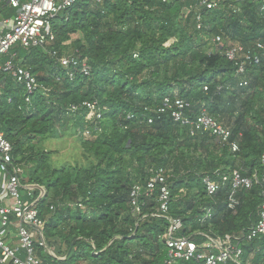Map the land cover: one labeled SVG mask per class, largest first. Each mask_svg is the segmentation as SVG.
<instances>
[{"label":"trees","instance_id":"obj_1","mask_svg":"<svg viewBox=\"0 0 264 264\" xmlns=\"http://www.w3.org/2000/svg\"><path fill=\"white\" fill-rule=\"evenodd\" d=\"M203 1L79 0L52 21L53 45L13 49L44 88L27 104L24 86L0 75V131L13 146L23 183L46 191L36 208L54 256L36 244L41 264H163L168 222L152 217L158 192L141 200L140 216L130 205L133 187L160 170L171 189L169 213L183 223L180 235L199 246L205 236L238 238L258 223L259 183L239 190V203L230 209V181L210 197L204 179L234 170L253 178L262 171L264 55L256 44L264 46V0H220L213 10ZM230 44L260 53V64L237 75L224 55ZM49 51L86 59L90 74L63 69ZM241 79L248 86L240 87ZM166 97L189 103L190 121L206 111L231 137L225 142L152 112ZM85 102L98 103L100 121L85 109L70 111ZM67 137L79 142L84 161L57 166L46 142ZM234 142L238 153L232 152ZM39 194L37 189L25 201ZM242 249L243 264H264V237Z\"/></svg>","mask_w":264,"mask_h":264},{"label":"built area","instance_id":"obj_2","mask_svg":"<svg viewBox=\"0 0 264 264\" xmlns=\"http://www.w3.org/2000/svg\"><path fill=\"white\" fill-rule=\"evenodd\" d=\"M79 0H0V75H10L12 79L24 86L25 102L32 103V98L43 86L38 82L29 68L23 66V60L18 58L13 49L21 47L32 49L37 47L48 48L56 41L52 21L57 16L72 8ZM96 4L105 0H91ZM164 3L169 0H162ZM238 1V0H230ZM202 6L209 10L217 9L220 0H204ZM10 12V13H9ZM200 20V18H198ZM201 28V24L198 26ZM216 45L222 42L221 36L213 39ZM256 50L262 51L264 46L256 44ZM53 59H56L65 70H77L88 76L90 67L86 59L71 55L58 58L56 51H49ZM224 55L237 67V75L244 76L247 67L251 64H260V53L252 49H246L240 44H230ZM9 57L6 59L5 57ZM74 73L70 74L71 79ZM240 87L248 86L246 79H241ZM208 88H205L207 91ZM1 95V92H0ZM190 104L175 97H166L162 106L152 112L158 115L169 114L177 123L191 125L197 133H209L215 137L227 141L231 137V131L223 124L217 122L206 111H203L195 121H190L186 111ZM80 109L89 111L95 122L102 119L103 113L96 102H85L80 106H71L70 111L75 113ZM153 120L150 118L149 124ZM86 131L84 136H90ZM91 138V137H90ZM233 153L240 151L237 142L231 143ZM262 171L260 176L253 178L244 177L239 170H234L230 176H220L219 180L208 176L204 179V185L208 196L216 195L227 182L230 181L232 191L228 198V207L234 209L239 201L238 191L251 189L255 183L262 187V205L260 219L247 233L238 238L227 236L224 239H213L209 236L202 245L180 235L183 223L180 218L170 215L171 189L168 177L160 170L146 184H137L133 187L130 195L132 214L140 216L144 204V197H153L158 192V210L152 217L161 218L168 222V228L162 241L168 250V258L163 264H178V262H190L195 260L200 264H243L242 245L264 237V154L261 157ZM23 170L15 164L13 146L0 131V264H41L37 256L36 244L48 249L44 236L45 223L39 216L36 208L37 203L46 195L45 189L23 183ZM39 189V197L28 203L26 198L33 196ZM79 207L83 206L79 204ZM144 216L142 219H144ZM64 260V258H61Z\"/></svg>","mask_w":264,"mask_h":264},{"label":"rangeland","instance_id":"obj_3","mask_svg":"<svg viewBox=\"0 0 264 264\" xmlns=\"http://www.w3.org/2000/svg\"><path fill=\"white\" fill-rule=\"evenodd\" d=\"M95 3V2H94ZM80 35H74L72 38L78 39ZM90 136H85L89 140ZM46 146L50 151L54 152L53 161L55 165L61 166L62 164H73L75 161L83 162L82 148L79 142L73 137H67L62 140H49Z\"/></svg>","mask_w":264,"mask_h":264},{"label":"crops","instance_id":"obj_4","mask_svg":"<svg viewBox=\"0 0 264 264\" xmlns=\"http://www.w3.org/2000/svg\"><path fill=\"white\" fill-rule=\"evenodd\" d=\"M10 13V12H9Z\"/></svg>","mask_w":264,"mask_h":264}]
</instances>
